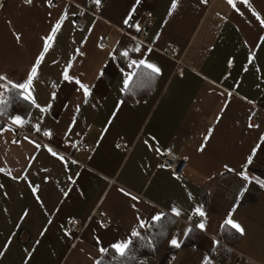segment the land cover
Wrapping results in <instances>:
<instances>
[{
    "label": "crops",
    "instance_id": "1",
    "mask_svg": "<svg viewBox=\"0 0 264 264\" xmlns=\"http://www.w3.org/2000/svg\"><path fill=\"white\" fill-rule=\"evenodd\" d=\"M85 1L52 0L55 7L48 8L44 0H32L31 5L24 0H0V72L13 80L25 76L41 47L40 38L49 31L58 14L64 8L69 13L34 81V96L41 105L48 102L52 91L57 92L52 108L44 114L41 132L32 128L41 114L30 105L27 113L31 117L27 113H10L22 115L29 123L0 132V168L5 169L0 172V185H3L0 251H4L0 264H91L89 254L98 256L93 230L107 246L125 236L135 223L127 198L117 191L119 187L142 198L137 207L149 221L150 213L156 210L165 211L166 216L175 220L174 229L157 253L133 264H200L205 254L216 264L213 252L217 246L211 245L213 238L224 245H228L227 239H233L234 250L228 249L231 258L224 264H232L238 253L264 264V188L251 179H264V142L258 140L259 133L264 132V41L259 39L264 30L242 0H236L239 11L226 0H207V3L180 0L178 10L170 18H166L170 0H142L133 14V23L143 12L150 13L144 36L122 24L133 0H102L99 9L93 4L84 11ZM249 3L264 15V0H249ZM78 18L82 20L81 27L76 26ZM90 26H93L91 33ZM157 32L160 36L153 44ZM14 33L20 34L19 43ZM85 36L87 40L81 44ZM132 36H136L135 42ZM102 38L106 40L103 49L97 47ZM135 43L142 44V52L152 45L146 58L156 62L162 72L152 76L148 91L142 88L141 91L147 92L133 101L120 91L123 79L120 68L128 70V60L119 57L118 52L114 53L116 58H111L108 52L114 46L123 50L126 46L134 47ZM75 48L86 55L76 58L70 74L82 72L83 79L97 87L88 104L81 107L69 138L75 142L82 137L90 145L89 150L73 149L62 142L75 105L81 99L72 83L60 79V72ZM140 55L130 52L128 59ZM53 60L57 63L53 64ZM102 65L104 75L97 81L96 71ZM53 83L58 87L54 89ZM226 91H231L232 96L226 110L220 113L226 99L222 93ZM119 99L125 103L104 132ZM217 115L221 116L219 121L215 120ZM249 116L252 123L260 125L258 130L246 127ZM4 120V125L9 123L8 117ZM208 127L214 128L213 135L207 147L198 151ZM45 128L53 131L51 143L42 134ZM25 136L41 145L49 144L79 163L69 164L65 173L60 161L43 147L36 150L23 139ZM153 136L162 150L169 148L188 157L183 168L176 172L178 180L172 176V169L156 167L159 156L143 143L144 140L153 143L150 139ZM13 137L20 143H13ZM256 144L261 147L246 169L249 181H242L235 172L224 169L227 163L239 171L245 156ZM9 171L21 179H12L7 174ZM45 176L49 177L47 181ZM67 176L73 180H67ZM29 183L39 185V200ZM62 190L69 195L65 197ZM188 193L192 194V200L188 199ZM200 204L207 214L206 230L201 232L193 226L185 237L183 229L189 226L187 216ZM172 205L181 208L179 217L170 212ZM233 207V219L245 228L244 236L228 226L220 227ZM101 211L106 213L104 218L111 220L107 229L99 228L96 223L102 218ZM69 218L79 220L80 231L68 229ZM66 230L71 233L68 237L64 235ZM172 234L183 241L181 248L168 243ZM26 250L32 251L31 257L25 255ZM240 264H244V259Z\"/></svg>",
    "mask_w": 264,
    "mask_h": 264
},
{
    "label": "snow or ice",
    "instance_id": "2",
    "mask_svg": "<svg viewBox=\"0 0 264 264\" xmlns=\"http://www.w3.org/2000/svg\"><path fill=\"white\" fill-rule=\"evenodd\" d=\"M142 0H133V2L130 5V8L126 12V15L122 18V24L125 26H130L132 28H135L136 32L139 33L141 31V25L139 22L133 23V14L136 12L138 6L141 4ZM200 3H207V0H199ZM227 4L232 7L233 9L239 11L237 8L236 0H226ZM24 3L27 5L32 4V0H24ZM91 3H93L97 9H99L102 6V0H91ZM242 3L247 7V10L250 11L252 17L255 19L256 22H258L261 30H264V15L261 14V12L257 11L250 3L249 0H242ZM44 4L48 8H54L55 4H53L52 0H44ZM180 6V0H170V5L167 9L166 18H170L173 16L174 12L178 10ZM75 15V13H72ZM49 16H51V12L48 13ZM68 9L64 8L59 14L58 17L55 18L54 22L49 25V31L43 35L41 40V47L38 50L37 54L34 55V58L32 62L30 63V67L27 70L24 77H21L18 80L10 79L7 73L0 72V114H6L7 110L10 106L14 105L17 101V98H22L24 101L28 102L30 107L35 108L39 111L41 114L38 118V122L35 124H32V128L36 132H41L40 124L43 122L44 114L48 113L50 109L52 108V101L56 98L57 92L52 91L50 93V98L48 102L44 105H41L37 102L34 92V81L38 79L39 76V67L42 64V62L45 59L46 54L54 47V43L57 37V34L61 31L62 25L64 22L68 19ZM150 15V13H149ZM219 15V14H218ZM226 19V18H225ZM75 22L73 21V24ZM95 25V21H93V26ZM93 26H90L88 28V32L91 33L93 30ZM160 33L157 32L156 35L152 38V43L154 44L155 41L159 38ZM14 37L16 41L19 43L20 41V34L14 33ZM103 39V38H102ZM136 36H132L131 40L133 42L136 41ZM259 39L261 41H264V35H260ZM87 36L84 37V40L81 41V44L86 42ZM98 48L103 49V44H97ZM142 44L141 43H135L134 47H124L123 50H119L114 46L113 51L108 52V56L111 58H116L114 53L118 52L119 57L127 59V69L120 68V72L122 74V87L120 88L121 92H125L130 84V81L133 80L134 76H140L141 78L147 77L151 78L152 76H159L162 72L161 67L156 63L150 61V59L146 58L147 53L152 51V45L147 46L146 52L141 51ZM135 52L140 53V58L137 59H128L129 53ZM86 53L82 51L80 48H75L74 53L69 56L68 60L66 61L65 65L63 66L61 72H60V79L65 82L72 83L75 86V91L80 94V102L76 103L75 108L73 110V114L71 116L70 122L68 123L66 130L63 133V136L65 139L62 141L67 147H71L73 149H77V145L75 142L71 141L69 138V134L72 132L73 127L77 123V117L81 111V107L83 105H87L89 98L92 96V93L96 90L97 85L95 83L88 82L83 79L84 73H78V74H70V69L73 68L74 61L77 57H84ZM253 58V54H249V62H251V59ZM53 64H56L57 61L53 60ZM229 66L232 65L231 58L228 61ZM147 70V71H140L137 70ZM246 70V69H245ZM104 75V67L103 65L97 69L96 76L94 79L97 81L100 80L101 77ZM52 87L55 89L58 87L55 83H53ZM222 95L226 96V99L224 101V106L221 107L220 113H223L226 110V107L231 99L232 92L226 91V93H222ZM246 99V98H245ZM125 101L123 99H119L116 101L115 104V110L111 113V117L108 120V123L105 126L104 132H107L108 126L111 125L113 119L117 116L118 110L121 108V105H123ZM249 103H252L249 101ZM65 108L68 107L67 104L64 105ZM93 108L96 107V105H92ZM28 117H31V113H27ZM9 123L5 125H0V132H3L5 130H12V126H23L26 123H29L28 119H25L20 114L15 115H8ZM221 119L220 115H217L215 120L219 121ZM252 117H248V122L246 124V127L250 130H258L260 128L259 124L252 123ZM214 132L213 127H208L205 131V133L202 135V142L200 143L198 147V151H203L207 147V142L210 141L212 135ZM43 136L49 138V143H51V138L53 136V131L50 128H45L42 131ZM79 135V134H77ZM103 136L104 133H101ZM24 140L28 141L29 143L33 144L36 150H40L42 147L56 160L60 161L62 164L65 173L69 171V164L77 165L79 162L75 159H71L70 157H66L63 154H61L59 151L55 150L53 147L49 146V144H43L36 142L35 140L29 139L28 136H25L23 138ZM82 139V137H81ZM153 143H149V140H144V145L150 150L153 151L157 156L162 155H169L172 156L173 159H175V156L172 154V150L169 148H164L163 150L160 147L159 141L156 139V137L150 138ZM258 140L261 142H264V132H260L258 135ZM13 143L19 144V140H13ZM99 143V141H97ZM117 148L120 147L119 144L116 145ZM261 147L260 144H256L251 147L249 154H247L244 158V162L240 166V170L236 171L234 168L229 167L227 163L223 165L224 169L228 172H235V174L242 179V181H249L250 177L248 175V172L246 169L248 166L253 162V159L257 153V149ZM32 159H35V157H32ZM185 160L188 159L187 156L184 157ZM83 167V165H80ZM158 169H166L171 168L172 166L167 163H158L156 165ZM5 171L4 168H0V172ZM26 171V170H25ZM42 171H48V169H42ZM9 176H12V173L9 171L7 173ZM172 176L175 177L177 180L180 178L175 171H172ZM12 179L19 180L21 179V176H12ZM24 180H28L27 175H23ZM45 181L49 179V177H44ZM261 188H264V179H261L260 177H251ZM67 180L72 181V176H67ZM3 185H0V188H2ZM29 187L31 188V191L34 196H36L37 200H39V196L37 195L39 185H33L29 183ZM119 193L122 194L125 198H127L128 207L132 210L134 215V221L135 223L131 226L130 230L126 233L125 236H122L119 239H114L112 242L107 243V246H104V243L101 240V237L96 234L95 230H93V240L96 245L97 254L98 256H92L89 254V260L91 261V264H102V259L100 258L103 254H108L111 252L113 254L112 258L116 259L117 257L121 258V264H123V258L128 256V253L132 250L133 246L135 245L137 240L143 241L145 240V237L141 234V229H147L151 226L154 222H159L162 217H165L167 213L162 210H156L154 211V214L150 213V221L148 218H145L142 216L140 209L137 207V204L141 203L142 198L134 194L132 191L124 188L119 187L117 189ZM242 191V189H241ZM62 194L67 197L69 193L67 191L62 190ZM192 194L188 193V199L192 200ZM147 203V202H145ZM153 208L155 209V206L153 205ZM235 211V207H233L226 215L223 223L221 224V228L228 226L232 230H234L235 233L239 234V236L245 235V228L241 225V223L235 219H233V212ZM170 212L176 216L179 217L181 215V208H179L176 205H172L170 207ZM26 214V213H25ZM100 216L102 217L101 220H98L96 223L98 224L99 228L101 229H107L109 225L111 224V220L109 219H103L106 216V213L104 211L100 212ZM193 216L199 217V221L194 225L195 229L200 230L201 232L206 230V224H207V214L204 209V206L202 204L197 205L194 207L190 214H188L187 219L188 221H191L193 219ZM89 219H92L90 216ZM69 223L75 224L77 221L74 218H70ZM49 223H51V220H49ZM193 230V226L189 224L188 227H185L183 229V235L187 237ZM70 231L66 230L64 232V235L68 237L70 235ZM43 235V233H41ZM37 243H39L37 241ZM168 243L176 249L181 248L183 241L178 238L176 234H172L171 238L168 240ZM219 243L218 240L213 238L211 240V245L215 246ZM147 245L151 247L153 245V241L151 239L147 240ZM8 245H4V248H7ZM80 251H83V249H80ZM4 255V251H0V257ZM25 255L27 257L32 256V251H25ZM26 264V262H25ZM200 264H213L212 260L210 259L209 255L205 254L202 257V260Z\"/></svg>",
    "mask_w": 264,
    "mask_h": 264
},
{
    "label": "trees",
    "instance_id": "3",
    "mask_svg": "<svg viewBox=\"0 0 264 264\" xmlns=\"http://www.w3.org/2000/svg\"><path fill=\"white\" fill-rule=\"evenodd\" d=\"M138 72L144 70H137ZM146 77L141 78L140 76H134L133 80L129 84L128 89L124 92V96L128 99L135 101L139 97H143L145 92L148 91L150 84L149 78L145 80ZM147 91H141V89ZM29 109L28 102L24 101L22 98H17L14 105L10 106L6 114H0V125H4V119L8 117L11 112H19L26 114ZM175 227V220L169 216L162 217L159 222H154L147 229H141V234L145 237V240H137L132 250L128 253V256L123 258V264H133L136 260L142 258H148L154 256L160 249L161 245L164 243L167 235ZM151 239L153 245L149 247L147 245V240ZM226 244L232 246L233 239H227ZM220 248V258L221 264L228 262L231 258V253L228 248L220 245H216ZM113 254L109 252L108 254H103L100 258L102 259V264H121V258H112Z\"/></svg>",
    "mask_w": 264,
    "mask_h": 264
},
{
    "label": "built area",
    "instance_id": "4",
    "mask_svg": "<svg viewBox=\"0 0 264 264\" xmlns=\"http://www.w3.org/2000/svg\"><path fill=\"white\" fill-rule=\"evenodd\" d=\"M93 6V3H91V0H86L85 3L83 4L82 8L84 11L89 10L91 7ZM149 20H150V16L149 13L147 12H143L138 19L139 24L141 25V31L139 32V34L141 36H144L146 34V28L148 27L149 24ZM76 26L77 27H81L82 26V20L80 18L77 19L76 21ZM100 44L105 45L106 44V40L103 39ZM16 137L11 138V141L15 140ZM75 143L77 145V148L79 150H89L90 149V145L85 142L82 139H77L75 140ZM173 156H175V159L172 158V156H169L167 154L159 156V163H167L170 164L172 167L170 169H172L175 172H179L183 166L186 163V160L184 159V157L172 152ZM70 219V218H69ZM69 219H67L66 223L68 226V229L70 231H80L82 228V225L80 224L79 220L75 219L77 221V223L75 224H71L69 223ZM102 219V218H101ZM106 219V218H103ZM199 217L193 216V219L191 221L188 222V224H191L192 226H194L198 221H199ZM219 241V240H218ZM220 243V242H219ZM224 245L222 243H220V246ZM226 246V248H228L229 250H234V248L230 245H224ZM213 255L215 257L216 260V264H221V258H220V248L216 247L214 249ZM244 259V264H260L259 262L252 260L250 258L244 257L242 254L238 253L237 259L232 263V264H240V261Z\"/></svg>",
    "mask_w": 264,
    "mask_h": 264
}]
</instances>
